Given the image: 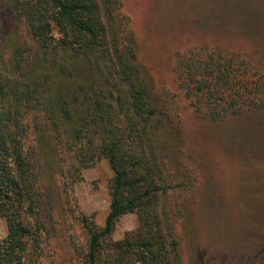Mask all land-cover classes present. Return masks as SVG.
I'll list each match as a JSON object with an SVG mask.
<instances>
[{"label":"trees","instance_id":"16d2710c","mask_svg":"<svg viewBox=\"0 0 264 264\" xmlns=\"http://www.w3.org/2000/svg\"><path fill=\"white\" fill-rule=\"evenodd\" d=\"M2 2L27 38L9 46L0 37V217L8 227L0 237V264L34 263L39 153L49 157L47 164L68 159L58 168L63 172L101 157L113 170L105 225L83 217L85 264H184L174 213L160 206L162 195L182 185L163 176L176 167L174 146L162 131L167 114L112 9L104 10L100 0ZM176 71L199 116L220 119L264 106V70L253 54L196 46L178 54ZM131 212L139 216L137 229L112 240L119 217Z\"/></svg>","mask_w":264,"mask_h":264},{"label":"rangeland","instance_id":"374dc122","mask_svg":"<svg viewBox=\"0 0 264 264\" xmlns=\"http://www.w3.org/2000/svg\"><path fill=\"white\" fill-rule=\"evenodd\" d=\"M100 3L112 9L125 40L136 44L152 97L167 114L162 131L174 146L176 167L163 176L169 184L182 185L162 195L160 206L174 213L184 264H264V106L220 119L199 116L178 85L176 71L178 54L202 45L253 54L264 70V0ZM1 36L9 46L27 38L2 0ZM47 158L35 157L42 198L33 264H85L89 232L83 217L90 225H105L113 170L105 157L70 173L58 170L68 159L47 164ZM138 226V214L125 213L111 239L121 240ZM7 232L0 217V237Z\"/></svg>","mask_w":264,"mask_h":264}]
</instances>
